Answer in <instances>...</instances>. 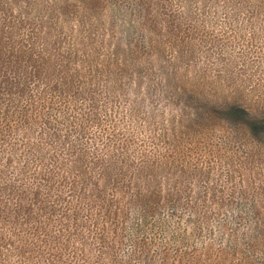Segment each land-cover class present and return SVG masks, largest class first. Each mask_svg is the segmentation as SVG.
<instances>
[{
	"label": "trees",
	"instance_id": "obj_1",
	"mask_svg": "<svg viewBox=\"0 0 264 264\" xmlns=\"http://www.w3.org/2000/svg\"><path fill=\"white\" fill-rule=\"evenodd\" d=\"M192 1L264 13V0H136L144 52L131 33L117 43L104 0H0V264H249L263 246L260 209L254 234L240 237L226 221L208 226L219 211L194 210L192 229L209 235L197 244L163 214L178 194L148 189L156 161L137 142L130 96L139 61L163 41L145 18L190 12ZM212 109L252 114L238 103ZM250 126L262 133L264 115Z\"/></svg>",
	"mask_w": 264,
	"mask_h": 264
},
{
	"label": "rangeland",
	"instance_id": "obj_2",
	"mask_svg": "<svg viewBox=\"0 0 264 264\" xmlns=\"http://www.w3.org/2000/svg\"><path fill=\"white\" fill-rule=\"evenodd\" d=\"M55 1L64 6L73 0ZM104 1L99 12L106 26L114 27L117 43L129 41L131 33L145 52L136 0ZM201 5L192 1L190 12L145 18L151 35L163 44L139 61L135 76L142 83L138 96H130L138 101L137 142L156 161L148 189L178 194L163 214L179 217L173 221L177 230L197 244L209 235L204 228L192 229L194 210L219 211L208 226L216 233L215 221H226L239 237L254 234L249 231L253 209L264 213V131L250 126L264 115V13L252 17ZM234 103L252 110L249 120L213 114L212 108ZM121 105L126 107L125 99ZM216 238L219 244L218 233ZM250 257L249 264H264V242Z\"/></svg>",
	"mask_w": 264,
	"mask_h": 264
}]
</instances>
